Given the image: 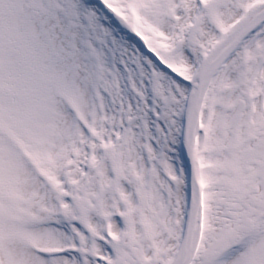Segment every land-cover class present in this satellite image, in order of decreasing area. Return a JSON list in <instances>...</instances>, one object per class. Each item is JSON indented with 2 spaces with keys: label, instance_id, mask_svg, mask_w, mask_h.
Returning <instances> with one entry per match:
<instances>
[{
  "label": "snow or ice",
  "instance_id": "obj_1",
  "mask_svg": "<svg viewBox=\"0 0 264 264\" xmlns=\"http://www.w3.org/2000/svg\"><path fill=\"white\" fill-rule=\"evenodd\" d=\"M0 264H264V0H0Z\"/></svg>",
  "mask_w": 264,
  "mask_h": 264
}]
</instances>
